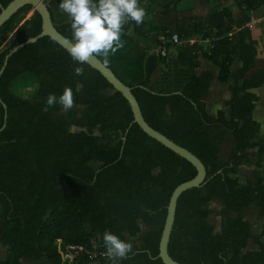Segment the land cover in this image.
<instances>
[{
	"label": "trees",
	"instance_id": "obj_1",
	"mask_svg": "<svg viewBox=\"0 0 264 264\" xmlns=\"http://www.w3.org/2000/svg\"><path fill=\"white\" fill-rule=\"evenodd\" d=\"M11 1L0 0V12ZM45 1L55 27L72 40L61 0ZM187 1L140 0L144 22L125 25L124 47L106 65L132 87L148 123L206 166V182L178 198L170 255L186 264H264V225L254 234L246 217L253 209L264 218V137L253 91L264 85V67L256 68L257 40L248 25L264 0H234L241 15L219 0ZM31 8L23 6L0 27V69L14 46L42 31L37 11L27 18ZM174 34L181 43H167L165 56L156 51L161 36ZM75 67L84 75L76 76ZM214 80L230 91L229 111L215 115L205 101ZM66 86L76 107H48V95L58 97ZM0 97L7 105L5 118L0 101V244L8 247L0 264H61L59 246L105 249L106 230L125 241L144 232L119 264H163L159 244L171 194L196 167L145 133L122 93L49 36L9 57ZM242 165L255 166L245 185L237 176ZM211 216H219L218 229ZM75 262L110 264L86 255Z\"/></svg>",
	"mask_w": 264,
	"mask_h": 264
},
{
	"label": "clouds",
	"instance_id": "obj_2",
	"mask_svg": "<svg viewBox=\"0 0 264 264\" xmlns=\"http://www.w3.org/2000/svg\"><path fill=\"white\" fill-rule=\"evenodd\" d=\"M59 9L71 18L72 42L68 53L79 65L88 63L94 55L103 57L107 64L109 57L124 47L121 37L125 25L129 22L140 25L147 15L140 0H61ZM74 74L83 76V67H75ZM46 104L48 107L59 105L64 111H69L76 107L75 93L66 86L58 97L50 93ZM102 239L110 264H119L133 251L131 242L111 231L106 230Z\"/></svg>",
	"mask_w": 264,
	"mask_h": 264
},
{
	"label": "water",
	"instance_id": "obj_3",
	"mask_svg": "<svg viewBox=\"0 0 264 264\" xmlns=\"http://www.w3.org/2000/svg\"><path fill=\"white\" fill-rule=\"evenodd\" d=\"M25 5H31L32 7V14L37 11L42 18V31L37 35L30 37L24 42L19 43L18 45L14 46L5 56L4 64L0 69V77L8 63L9 57L15 53L18 49L22 48L23 46L27 45L28 43L36 42L40 37L49 36L54 39L57 43H59L63 48L67 51L71 46L72 40L67 38L63 35L58 29L55 27L51 12L48 8V5L45 0H12L9 4L5 7H2L0 12V27L10 19V17L15 14L20 8ZM28 16L27 18H29ZM93 68L98 70L114 87L115 90L122 93V95L128 100L130 103L132 112L134 114L133 122L137 123L141 129L147 133L152 138L156 139L160 143H162L167 148L171 149L172 151L176 152L180 156L187 159L191 162L197 169V174L180 184H178L170 197L169 204L167 207V216L165 220V224L162 230L160 244H159V254L158 256L162 259L163 264H186L174 259L169 253V242L170 237L175 221L176 215V208L179 196L186 190L199 187L206 182L207 177V169L203 161L195 155L192 151L187 149L186 147L178 144L168 136H166L161 131L155 129L151 126L148 121L145 119L141 106L132 92V87L126 84L124 81L121 80L120 77L116 75L111 67L106 65L100 57H96L95 55L90 59L88 62ZM0 101L2 102L4 109H5V118L7 117V105L4 101H2L0 97ZM5 126V124H4ZM3 126V127H4ZM2 127V128H3ZM1 128V129H2ZM0 129V130H1Z\"/></svg>",
	"mask_w": 264,
	"mask_h": 264
},
{
	"label": "rangeland",
	"instance_id": "obj_4",
	"mask_svg": "<svg viewBox=\"0 0 264 264\" xmlns=\"http://www.w3.org/2000/svg\"><path fill=\"white\" fill-rule=\"evenodd\" d=\"M190 2H191V0H188L186 2V4H184V2H183V5L186 6ZM219 2L222 5H226V6L232 7V9L234 10V12H235L236 15H241V11L238 9V7L235 6L234 0H219ZM32 12H33V10L31 8L30 11L27 14V17L28 16H31ZM190 13H191V10H189L187 12H183V14H185V15H188ZM263 16H264V7H262L258 11L252 12V17H253L252 20L253 19H254V21L256 20L255 21L256 23H255V25L253 27V29H255V32L256 33L257 32L264 33V22L262 21ZM147 18L148 19H152V15L148 16ZM261 40L262 41H261V43L259 45V48H260L261 53H262L264 51V35H263V38ZM131 45H132V42H131ZM128 47L129 46H126V49L125 50H127ZM201 62L205 66L210 65L207 61H205L202 58H201ZM260 63H262V58L260 59ZM212 68H214L213 70H215L217 72V70H218L217 67H212ZM14 88L15 89L17 88V90H19V92H21L24 89L21 85H16V83L14 84ZM228 91L229 90H228L227 85H224V84L223 85H218L216 87V92L218 93V95L216 97L219 98V99H216V97H214L212 95H208L207 98H206V102H208V105H209V110H211L212 112H215L218 108L223 107V109L226 112H228L229 111V108L225 105L224 100H223V97L226 96V94H228ZM260 94H261L262 98L264 99V87L261 90ZM259 108H260V110H259V114L258 115H259V118L261 120H263V124H264V107L263 106H261V107L259 106ZM72 130L73 131H79L80 128H78V127H72ZM263 131H264V128H263ZM95 133L98 134L99 133V130L98 129H95ZM251 152H253L252 149H251ZM91 165L94 168H98L100 166V162L93 161V162H91ZM242 172H244V171L242 170L240 173H242ZM262 172L264 174V170ZM211 207L214 208L215 210H217V209H219L221 207V204H220L219 201H215L214 200L211 203ZM248 217L251 219V221H252L251 223H253L252 224L253 230L256 231L259 228V226H260L261 222L263 221V219H260L258 217L256 210L249 211L248 212ZM210 220H211L212 223L215 224L216 229H218L219 228V225H220V218H219V216H211ZM143 235H144V232L140 233L134 239L133 238H130L128 240V242H131L132 245H140L143 242L142 241ZM7 254H8V247L5 246V245L0 244V258L5 257Z\"/></svg>",
	"mask_w": 264,
	"mask_h": 264
},
{
	"label": "crops",
	"instance_id": "obj_5",
	"mask_svg": "<svg viewBox=\"0 0 264 264\" xmlns=\"http://www.w3.org/2000/svg\"><path fill=\"white\" fill-rule=\"evenodd\" d=\"M262 30V29H261ZM260 31V30H259ZM263 35H264V33H262V32H255V29H253V36H254V38L257 40V50H258V52H257V64H256V68H260V67H264V51L261 53V50H260V48H259V45H260V43H261V39L263 38ZM262 58V63H260V59ZM202 66L204 67V68H208V69H214V68H212V66H210V65H208V66H205V65H203L202 64ZM215 71V70H214ZM224 83H221V82H218L217 80H214L213 82H212V84H211V87H210V91H209V93H208V95H212V96H214V97H216L217 95H218V93L216 92V87L218 86V85H223ZM224 85H226V84H224ZM263 87H264V85L263 86H261V87H259V88H255V89H253V91L255 92V93H257V95H258V100H257V102H256V107H255V109H254V117L260 122V124H261V129H260V133H259V135L260 136H263L264 137V131H263V128H264V124H263V120H261L260 118H259V110H260V108H259V106L261 107V106H263L264 107V99L262 98V96H261V94H260V92H261V90L263 89ZM260 91V92H259ZM207 95V96H208ZM207 96L205 97V101H206V98H207ZM230 98V91H228V94H226V96H224L223 97V100H224V103H225V101L226 100H228ZM216 99H219V98H217L216 97ZM207 103V109H208V111H209V113H211V114H216L217 113V111L219 110V109H223V107H220V108H218L215 112H212L211 110H209V105H208V102H206ZM252 153H253V155H252V160L253 161H255V153H256V149H252ZM253 168H255V166L254 165H252V166H247V165H242L241 166V168H240V171L238 172V174H237V176L239 177V181H240V184L241 185H245L247 182H248V178H249V176H250V172H251V170L253 169ZM261 169V171H263L264 170V160H263V163H262V167L260 168ZM244 171V172H242V173H240L241 171ZM262 174H263V172H262ZM263 176H264V174H263ZM253 209H251V210H249V211H252ZM249 211H247L246 212V217H247V219H249L250 221H251V219L248 217V212ZM256 212H257V215H258V211L256 210ZM252 222V221H251ZM253 224V223H252ZM263 225H264V218H263V221L261 222V224H260V226H259V228L256 230V231H254L253 230V227H252V230L254 231L253 233L254 234H259L260 232H261V230H262V228H263ZM143 238V237H142ZM134 239V238H133ZM6 257V256H5ZM5 257H3V258H5ZM3 258H0V259H3ZM98 262H91V263H83V264H97ZM25 264H51V263H49V262H30V261H26L25 262ZM61 264H80V263H78V262H73V263H61Z\"/></svg>",
	"mask_w": 264,
	"mask_h": 264
},
{
	"label": "built area",
	"instance_id": "obj_6",
	"mask_svg": "<svg viewBox=\"0 0 264 264\" xmlns=\"http://www.w3.org/2000/svg\"><path fill=\"white\" fill-rule=\"evenodd\" d=\"M256 21V20H255ZM254 19L248 23V25L253 28L255 25ZM262 21L264 22V16L262 18ZM181 43V40L179 39L177 34L172 35L171 37L168 36H161V44L156 49V51H161V54L165 56L168 53L167 49V43ZM194 39L190 41V43H193ZM60 245V240H58ZM59 253L61 254L62 263H73L77 261L81 255H86L88 259L90 260H99V259H105L108 260L106 257V250L105 249H88L82 244H68L67 246L60 247L59 246Z\"/></svg>",
	"mask_w": 264,
	"mask_h": 264
}]
</instances>
